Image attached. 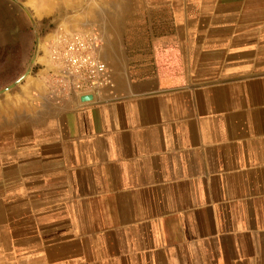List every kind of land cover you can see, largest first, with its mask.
<instances>
[{
  "label": "crops",
  "instance_id": "crops-1",
  "mask_svg": "<svg viewBox=\"0 0 264 264\" xmlns=\"http://www.w3.org/2000/svg\"><path fill=\"white\" fill-rule=\"evenodd\" d=\"M74 1L90 102L0 0V264H264V0Z\"/></svg>",
  "mask_w": 264,
  "mask_h": 264
},
{
  "label": "built area",
  "instance_id": "built-area-1",
  "mask_svg": "<svg viewBox=\"0 0 264 264\" xmlns=\"http://www.w3.org/2000/svg\"><path fill=\"white\" fill-rule=\"evenodd\" d=\"M99 37L92 32L59 30L49 46L52 66L51 96L57 101L68 97L98 96L113 90L106 64L98 56Z\"/></svg>",
  "mask_w": 264,
  "mask_h": 264
},
{
  "label": "rangeland",
  "instance_id": "rangeland-1",
  "mask_svg": "<svg viewBox=\"0 0 264 264\" xmlns=\"http://www.w3.org/2000/svg\"><path fill=\"white\" fill-rule=\"evenodd\" d=\"M17 1L21 2L20 0ZM21 3L27 8L34 21V23L28 22L27 30L29 47H31L28 57L30 64L34 53H36L35 59L38 56L41 59V53L49 56V46L54 38L55 28L59 24L68 27L70 13L75 9L73 5H77V3L74 0H25ZM12 12L13 20L18 21L17 17L14 16L16 13L14 8Z\"/></svg>",
  "mask_w": 264,
  "mask_h": 264
},
{
  "label": "water",
  "instance_id": "water-1",
  "mask_svg": "<svg viewBox=\"0 0 264 264\" xmlns=\"http://www.w3.org/2000/svg\"><path fill=\"white\" fill-rule=\"evenodd\" d=\"M15 1L16 3H18L20 6H22L17 0H13ZM38 40V39H37ZM31 71V67L28 68V71L26 72L25 75H27L29 72ZM18 83V81L16 82ZM16 83L12 84L9 88L13 87ZM9 88H6L4 90H2L1 92L5 91V90H8ZM92 100V97L91 96H84V97H81V101L82 102H90Z\"/></svg>",
  "mask_w": 264,
  "mask_h": 264
},
{
  "label": "bare ground",
  "instance_id": "bare-ground-1",
  "mask_svg": "<svg viewBox=\"0 0 264 264\" xmlns=\"http://www.w3.org/2000/svg\"><path fill=\"white\" fill-rule=\"evenodd\" d=\"M6 126V125H5ZM1 128V127H0Z\"/></svg>",
  "mask_w": 264,
  "mask_h": 264
}]
</instances>
